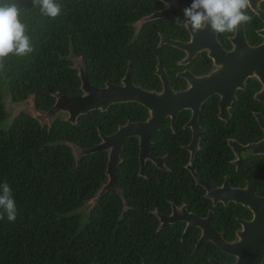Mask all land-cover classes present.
I'll return each mask as SVG.
<instances>
[{
	"label": "trees",
	"instance_id": "16d2710c",
	"mask_svg": "<svg viewBox=\"0 0 264 264\" xmlns=\"http://www.w3.org/2000/svg\"><path fill=\"white\" fill-rule=\"evenodd\" d=\"M15 2L21 6L19 19L26 25L34 51L26 56L10 53L4 59L0 124L9 116L6 99L17 105L32 101L34 110L43 114L53 108L58 95L81 96L82 80L74 59L97 87L120 84L131 69L137 86L161 91L155 74L158 57L174 88L186 85L176 76L184 69L179 61L185 52L169 45L159 47L161 35L188 40L187 29L175 22L177 17L183 20V11L147 22L138 30V21L163 8L161 1L56 0L62 11L55 19L43 16L32 0ZM201 57L190 65L196 74L210 67L206 54ZM260 87L258 80L251 79L247 89L238 93V140L242 143L261 136L252 114L264 112V104L253 99ZM148 115L138 103H123L91 111L76 123L58 115L50 125L22 110L0 128V184L10 185L17 208L14 222L6 216L0 220V264H212L210 258H232L213 244L196 250L198 237L189 235L181 241V232L159 229L152 211L161 200L175 195L179 202L190 204L193 198L191 177L184 169L186 153L172 146L170 130L155 135L154 149L166 146L162 154L167 155L168 166L179 170L176 180L158 182L149 172L148 179L139 176L138 143L130 138L119 166V178L125 179L122 194L103 192L95 205H89L107 180L108 157L103 151L79 154L101 141L99 132L111 134L118 125L142 121ZM188 117L189 112L181 115L182 120ZM135 180L151 186H127L126 181Z\"/></svg>",
	"mask_w": 264,
	"mask_h": 264
},
{
	"label": "flooded vegetation",
	"instance_id": "af4514ba",
	"mask_svg": "<svg viewBox=\"0 0 264 264\" xmlns=\"http://www.w3.org/2000/svg\"><path fill=\"white\" fill-rule=\"evenodd\" d=\"M163 5H164L163 8L160 9L159 11L164 10L168 7L167 4L165 3H163ZM179 11H183V10H179ZM261 13H263L264 15V0L257 2L256 9L251 7L249 3L247 14L250 15L252 19L249 23L241 25V27H243L242 40L245 39L250 47H258L264 44V16H261ZM141 20L138 21L136 24L138 30H140L143 27V25L147 23V22L142 23ZM186 29L189 34L188 40L172 39L161 35L159 47L168 45V44L161 45L162 38L164 37L185 43L190 42L192 40V35L188 30V28ZM216 35H217L218 43L225 52L230 53L236 49V46L238 44L237 31L232 33H223V34L216 33ZM234 39L236 41H233ZM204 54H206V57L208 58L207 64L209 63L210 67L208 68L207 72L202 74H196L192 70V67L190 68V65L193 62L195 63V60L202 58L201 56H203ZM186 58H187V54L185 53L184 58L179 61V65L183 66L184 69L179 71L176 75L178 78L185 81L186 85L183 88L180 89L174 88V86L172 85L170 75L168 74L165 68L166 73L170 80V85L175 92L185 91L191 87V84L188 82V80L181 77L180 74L189 71L190 73H192L193 76L197 78L208 77L221 68V66H218L215 63L214 58L210 57L208 50L199 52L188 64H183L182 62ZM160 60L162 59L158 57V64ZM158 64L156 65L155 74L161 82L162 85L161 91H154V90L152 91V90L144 89L141 86L138 87H141L142 89L147 91L157 92V93H161L163 91L162 80L157 75ZM196 64H199V61L196 62ZM78 70L80 72V70H84V69L82 68L81 65H79ZM128 72H131L133 76V72L131 69H129L127 73ZM229 75L230 77L235 76L234 71L229 72ZM123 79L121 80L120 84H113L111 82H107L106 85L108 83H111L115 86H122ZM251 79L258 80L255 77L248 78L246 80L245 89L237 88L235 90L234 99L232 97L229 98L225 97L224 94L222 93H215L211 95L200 107V111L198 115L199 127H197L196 129L191 126H188L193 116V111L189 109H184L179 112L174 127L172 125V119L170 117L164 119L162 123V128L157 130L150 137V142L152 146V151H151L152 155L151 157H148L146 159L144 164H142L140 161L139 137H130L137 139L138 149H139L138 175L145 179H148L147 172H149L150 174L153 173L155 174L154 178L152 179H156L158 182H161V178L176 180L178 174L175 172H179L176 166L173 167L168 166V162L166 160L167 155L162 154L164 147H166L165 145L162 147V145L159 144L158 147L159 149L158 150L154 149L155 144H157L155 142V135L162 133L164 131L169 132L170 130V132L173 135H169V134L167 135H169L170 139L173 141L172 146H174V148L176 149L179 146L183 150L182 152L186 153L187 162L184 165V169L188 172V174L191 177L189 180L191 181V191L189 192V194L193 195V198L190 200V204L184 201L179 202L177 198L175 199V195L174 197L172 196V199L168 196L163 200H161L159 205L152 212L155 213L156 217L158 218L159 229L168 228V230L172 229V231L174 232L175 231L181 232V241H184L185 238L189 235L194 236V238L198 237L197 242L195 244L196 250L203 245L206 246L207 249H209L211 244L213 245L215 244L212 243L211 241H206L200 244L199 242L203 234L202 229L200 227H192L188 229V223L187 221H185L186 218L193 216V217H197L199 220H205L209 216H211V224L217 230V232L221 234L222 237L227 242L233 243L240 239L239 235L243 231V221H248V222L252 221L254 219V213L250 208L246 207L245 205L241 203L239 204L237 201L230 199L229 197L232 196L230 195L231 190L245 189L248 187V185H252L254 187V191L256 195L258 197L264 198V153L255 154L252 149H246V150H242L238 155V143L241 146L245 147L250 144L259 143L264 140V130L261 128L260 124L258 123L255 117L256 113H260L264 117V112H259V111L252 112L261 130V136L259 137V139L256 141H249L247 143H242L238 140V100H239L238 93L239 91H245L247 89V84ZM106 85L104 87H106ZM260 85H261L260 89L254 94L253 97L255 101H258L255 99L256 94L260 92L263 88V85L261 83ZM104 87H97V88H104ZM222 87H223V92L224 91L226 92L230 89L232 90V87L225 88L224 85ZM261 103L264 104V102ZM185 112L186 113L189 112V117L187 120H182L181 115L185 114ZM148 113H149L148 118H146L145 120L142 121L128 120L125 124L118 125V128L111 134L105 135L99 132L101 141L98 144L102 142L103 136L114 135L119 130L120 127L125 126L128 123H146L151 116L149 110ZM180 124H182L181 128H179ZM167 127L168 129H166ZM130 138H127L123 141V145H122L123 148L125 141H127ZM111 150L112 148L103 151V152H107L108 161H109V153L111 152ZM121 163H122V156L116 168V173L113 178H111V176L107 173V169H106L107 180L105 183L102 184V187L100 188L98 195L94 198L93 200L94 205L95 203H97V200L101 197L103 192L114 190L122 194L121 192V190L123 189L122 183L124 182L123 180L125 179L119 178V166ZM251 175H254V177H251ZM110 180H112V183L108 187L107 185ZM126 182H128L127 186H130V188H134V189L137 187L140 189V187L146 188L151 186V184H149L150 186L144 185L143 183L141 184L139 183L138 180H135L134 182L131 183L130 181H126ZM179 188H183L181 184L179 185ZM176 189H177V185H176ZM210 190H212V192H210ZM178 194L182 195V192L179 191ZM159 207L162 209H159ZM231 236L235 238L233 240H229L228 238ZM231 257L233 259L232 258L227 259L226 257H222V259L219 260L217 258H210L209 260H216L220 263H225V264H234L237 261V258L234 256ZM263 264H264V260H263Z\"/></svg>",
	"mask_w": 264,
	"mask_h": 264
},
{
	"label": "water",
	"instance_id": "95a60500",
	"mask_svg": "<svg viewBox=\"0 0 264 264\" xmlns=\"http://www.w3.org/2000/svg\"><path fill=\"white\" fill-rule=\"evenodd\" d=\"M167 4V8L144 17L141 22L164 18L176 11L184 10L189 7L193 0H160ZM261 0H249L251 7L256 9L257 2ZM261 16H264L261 13ZM192 35L190 42H181L168 38H162L161 45L168 44L187 54V58L182 62L188 64L199 52L209 51L210 57L214 58L215 63L221 66L219 70L211 76L197 78L189 71L180 74L181 77L188 80L191 87L188 90L175 92L166 73L164 62L159 61L157 66V75L163 83L161 93L151 92L135 85L131 72H128L123 79L122 86H115L108 83L104 88L93 86L84 70H80L79 75L82 80L81 89L83 95L68 98L66 96H57V101L53 108L43 113L49 118V124L52 125L57 115L61 112L67 113L69 120L76 123L78 118L91 111H106L111 105L121 103H138L150 111V118L146 123H128L119 128L112 136H103L102 142L94 148L82 150L80 155H90L100 151H106L112 148L109 153L107 173L114 177L116 168L121 159L123 141L130 137H139L140 141V161L142 164L148 157H151L152 146L150 137L157 130L162 128L164 119L170 117L172 125L178 118L181 110L189 109L193 111V116L188 126L199 127L198 115L201 105L213 94L222 93L225 97H235V90L245 89L246 80L255 77L263 85V88L255 96V99L264 102V44L258 47H250L243 38V27L237 30L238 44L233 52H225L217 40V35L210 26ZM233 41H236L235 39ZM234 71L235 76L230 77L229 72ZM232 87V90L224 91L223 86ZM40 114V112H39ZM255 117L264 130V117L256 113ZM39 119V117H35ZM252 149L255 154L264 153V140L241 146L238 143V155L242 150ZM113 173V174H112ZM112 183L109 181L108 187ZM217 191V190H216ZM219 191V190H218ZM229 191V190H228ZM212 192V190H210ZM220 192V191H219ZM225 192V191H224ZM229 198L250 208L254 213L252 221H243V231L240 233V239L229 243L211 224V216L205 220H199L197 217L190 216L185 219L188 223V229L200 227L203 231L200 244L211 241L223 252L237 258L234 264H263L264 260V198L258 197L252 185L245 189L231 190ZM212 264H225L216 260H210Z\"/></svg>",
	"mask_w": 264,
	"mask_h": 264
},
{
	"label": "clouds",
	"instance_id": "9594fccd",
	"mask_svg": "<svg viewBox=\"0 0 264 264\" xmlns=\"http://www.w3.org/2000/svg\"><path fill=\"white\" fill-rule=\"evenodd\" d=\"M32 6L38 7L43 16L51 19L62 11L56 0H32ZM248 6L249 0H193L183 10V20L177 17L175 22L194 34L208 26L217 34L232 33L251 21L252 17L247 14ZM20 15L21 6L15 0H0V69L4 68V59L10 53L26 56L34 51ZM5 216L9 222H14L17 217L13 191L6 181L0 184V220Z\"/></svg>",
	"mask_w": 264,
	"mask_h": 264
},
{
	"label": "rangeland",
	"instance_id": "374dc122",
	"mask_svg": "<svg viewBox=\"0 0 264 264\" xmlns=\"http://www.w3.org/2000/svg\"><path fill=\"white\" fill-rule=\"evenodd\" d=\"M73 61L75 62L76 68L79 69V65H81L80 61L78 59H74ZM6 107H7V111H8L9 116H8V119L5 122L0 124V128L8 126V124L11 122V119H13L12 117L16 116L22 110L30 113L34 117H39V120L42 123H47V122L49 123V118L48 117H46L44 114H41V113L39 114L38 112H36L34 110L32 101L28 102L27 104L17 105V104H14V103L10 102L9 99H6ZM58 115L62 116L63 118H66V119L68 117V114L67 113H63V112L59 113ZM92 203H93V201H91L89 203V205H92ZM83 212H84V214L87 213L86 210H84Z\"/></svg>",
	"mask_w": 264,
	"mask_h": 264
}]
</instances>
